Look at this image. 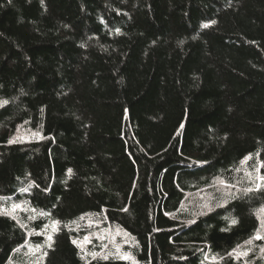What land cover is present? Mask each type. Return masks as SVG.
Here are the masks:
<instances>
[{"label": "trees", "instance_id": "1", "mask_svg": "<svg viewBox=\"0 0 264 264\" xmlns=\"http://www.w3.org/2000/svg\"><path fill=\"white\" fill-rule=\"evenodd\" d=\"M0 85V264H264V0H0Z\"/></svg>", "mask_w": 264, "mask_h": 264}, {"label": "rangeland", "instance_id": "2", "mask_svg": "<svg viewBox=\"0 0 264 264\" xmlns=\"http://www.w3.org/2000/svg\"><path fill=\"white\" fill-rule=\"evenodd\" d=\"M10 96L11 94H10L9 89L5 86L0 85V106L4 104L3 101H8ZM113 235H114V232L113 233L111 232V236H109L110 239L107 240L108 241L107 249L110 250L111 247L113 246L114 250L117 251L118 253L123 252V250L125 249L124 242L127 239V235L122 232V234H119L121 235V237L119 238L116 236L114 240L112 239ZM85 245L86 246L88 245V241L85 242Z\"/></svg>", "mask_w": 264, "mask_h": 264}, {"label": "snow or ice", "instance_id": "3", "mask_svg": "<svg viewBox=\"0 0 264 264\" xmlns=\"http://www.w3.org/2000/svg\"><path fill=\"white\" fill-rule=\"evenodd\" d=\"M205 27H207V25H205ZM3 103H4V104H6V103H7V101H3ZM69 171H71V170H69ZM16 207H18V206H16ZM232 223H233V224H235V223H236V221H235V220H233V221H232ZM50 239H51V237H49V240H50ZM74 243H75V242H74Z\"/></svg>", "mask_w": 264, "mask_h": 264}]
</instances>
